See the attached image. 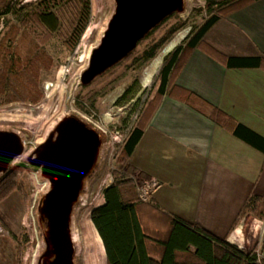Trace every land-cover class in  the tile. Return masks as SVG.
<instances>
[{
	"label": "rangeland",
	"instance_id": "374dc122",
	"mask_svg": "<svg viewBox=\"0 0 264 264\" xmlns=\"http://www.w3.org/2000/svg\"><path fill=\"white\" fill-rule=\"evenodd\" d=\"M37 1L0 0V131L17 133L25 147L24 154L8 170L17 169L16 187L0 203V264H37L44 251L38 206L50 183L40 169L28 164L27 158L69 115L102 137L100 159L74 206L71 225L72 232L77 230L84 243V227L88 228L98 249L91 245L88 250L83 246V250L82 245L79 248L74 243V264H107L91 212L103 204V191L118 177H139L123 159L122 146L155 97L166 57L209 18L206 0H184L182 13L165 19L128 57L88 85H82L81 76L90 65L93 51L102 44L115 14V0H89V21L73 50L65 46L64 28L48 37L40 31L34 35L22 25V14ZM72 6L61 10L63 21L73 16ZM152 48L154 55L146 59L145 53ZM12 59H20V66L11 68ZM260 71L252 72L253 79L247 73L231 75L229 89L221 99L224 110L231 109L242 123L264 136V80ZM252 252L264 260V228L261 239L250 246L248 253Z\"/></svg>",
	"mask_w": 264,
	"mask_h": 264
},
{
	"label": "crops",
	"instance_id": "0c3cea01",
	"mask_svg": "<svg viewBox=\"0 0 264 264\" xmlns=\"http://www.w3.org/2000/svg\"><path fill=\"white\" fill-rule=\"evenodd\" d=\"M204 42L224 58H264V0L220 20ZM259 70L264 80V66L233 69L205 51L187 53L173 81V94L168 88L152 98L142 137L128 159L139 177L159 181L152 198L158 211L225 238L247 253L263 236L264 223L249 214L235 222L251 195H264V154L233 136L216 116L210 118L187 104L179 90L198 95L255 131L231 109L222 108L221 96L229 89L231 75L247 73L253 79L252 72Z\"/></svg>",
	"mask_w": 264,
	"mask_h": 264
},
{
	"label": "trees",
	"instance_id": "16d2710c",
	"mask_svg": "<svg viewBox=\"0 0 264 264\" xmlns=\"http://www.w3.org/2000/svg\"><path fill=\"white\" fill-rule=\"evenodd\" d=\"M258 1L260 0H206L209 18L190 34L183 45L166 57L155 97L164 95L168 88H171L170 94H173V81L183 67L187 53L189 55L195 49L205 51L218 61H224L228 68H262V57L224 58L204 42L205 35L220 20ZM68 5H73L70 8L73 16L65 22L60 12ZM28 7L21 17L22 25L34 35L40 31L48 37L64 28V43L69 50L77 46L90 17L89 0H38ZM155 48L145 53L146 59L154 55ZM19 61L20 59H12L11 68L19 67ZM179 92L183 94V100L187 104L208 114L210 118L216 116L218 122L233 136L264 154L263 136L236 122L198 95L186 90ZM151 110L150 103L125 139L122 146L124 160L128 161L134 152ZM16 177L17 169L7 172L0 179V203L14 191ZM103 201L101 206L92 210L90 219L102 242L107 264H264V260L256 252L247 253L225 238H218L196 225L162 214L152 200L148 203L140 202L135 182L124 175L105 188ZM246 214L264 221V196L251 195L240 210L235 224Z\"/></svg>",
	"mask_w": 264,
	"mask_h": 264
},
{
	"label": "water",
	"instance_id": "95a60500",
	"mask_svg": "<svg viewBox=\"0 0 264 264\" xmlns=\"http://www.w3.org/2000/svg\"><path fill=\"white\" fill-rule=\"evenodd\" d=\"M116 8L101 46L94 50L82 85L128 57L145 36L167 17L184 11V0H115ZM102 139L75 116L63 117L46 140L35 147L28 164L50 183L38 206L44 251L37 264H74L72 212L86 180L100 159ZM25 151L15 132L0 131V176ZM109 187V186H108ZM107 188V187H106Z\"/></svg>",
	"mask_w": 264,
	"mask_h": 264
},
{
	"label": "built area",
	"instance_id": "2783aa9c",
	"mask_svg": "<svg viewBox=\"0 0 264 264\" xmlns=\"http://www.w3.org/2000/svg\"><path fill=\"white\" fill-rule=\"evenodd\" d=\"M138 178L137 176L132 178L135 182L137 198L142 203H148L159 188L160 183L153 178L146 180H139Z\"/></svg>",
	"mask_w": 264,
	"mask_h": 264
},
{
	"label": "bare ground",
	"instance_id": "6f19581e",
	"mask_svg": "<svg viewBox=\"0 0 264 264\" xmlns=\"http://www.w3.org/2000/svg\"><path fill=\"white\" fill-rule=\"evenodd\" d=\"M176 45V44H175ZM165 52V51H164ZM161 59V58H160ZM155 65V64H154ZM157 70V69H156ZM149 79V77H148ZM149 81V80H148ZM150 83V82H149ZM148 84V83H147ZM145 86V85H144ZM256 224V223H255ZM85 226V225H84ZM82 229V228H81ZM84 231H85V235L87 238V241L84 243V239H82V237L80 236L79 233H77V230L74 229V231L72 232V240L74 243H78L79 248H81L82 245V249L84 250V247L86 250L89 249V247L91 245H93V247L97 250V243L95 242L94 237L91 235V233L89 232L88 228L84 227ZM95 236V235H94ZM100 239V238H99ZM79 241H81V243L79 244ZM101 241V240H100ZM84 246V247H83ZM92 252V251H91ZM91 254V253H90ZM36 258V257H35ZM36 262V260H34ZM33 261V262H34Z\"/></svg>",
	"mask_w": 264,
	"mask_h": 264
},
{
	"label": "flooded vegetation",
	"instance_id": "af4514ba",
	"mask_svg": "<svg viewBox=\"0 0 264 264\" xmlns=\"http://www.w3.org/2000/svg\"><path fill=\"white\" fill-rule=\"evenodd\" d=\"M159 26V25H158ZM88 126V125H87ZM89 127V126H88ZM100 137H101V135H100ZM101 139H102V137H101Z\"/></svg>",
	"mask_w": 264,
	"mask_h": 264
}]
</instances>
